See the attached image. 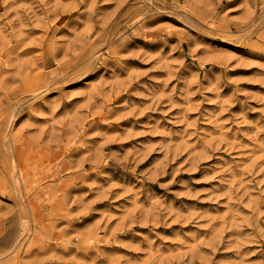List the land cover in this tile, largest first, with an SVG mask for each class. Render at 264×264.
<instances>
[{"label":"rangeland","instance_id":"374dc122","mask_svg":"<svg viewBox=\"0 0 264 264\" xmlns=\"http://www.w3.org/2000/svg\"><path fill=\"white\" fill-rule=\"evenodd\" d=\"M0 264H264V0H0Z\"/></svg>","mask_w":264,"mask_h":264}]
</instances>
